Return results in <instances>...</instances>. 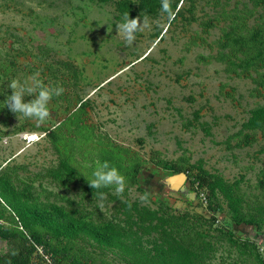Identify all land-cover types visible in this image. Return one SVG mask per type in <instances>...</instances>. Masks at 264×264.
Masks as SVG:
<instances>
[{"label": "rangeland", "instance_id": "rangeland-1", "mask_svg": "<svg viewBox=\"0 0 264 264\" xmlns=\"http://www.w3.org/2000/svg\"><path fill=\"white\" fill-rule=\"evenodd\" d=\"M171 6L173 19L161 0H0V176L39 207L95 224L126 200L174 214L182 242H209L202 264H264V123L245 126L264 106V0ZM124 13L151 25L131 46L116 26ZM36 73L64 89L44 123L4 104L12 79ZM104 161L126 179L123 201L88 183ZM94 192L105 193L102 209ZM18 224L0 200V226ZM32 231L54 264H133L78 236Z\"/></svg>", "mask_w": 264, "mask_h": 264}, {"label": "trees", "instance_id": "trees-1", "mask_svg": "<svg viewBox=\"0 0 264 264\" xmlns=\"http://www.w3.org/2000/svg\"><path fill=\"white\" fill-rule=\"evenodd\" d=\"M263 123L264 106L251 111L245 126L255 128ZM210 185L211 189L217 188L229 200L232 199L230 188L219 179ZM0 200L16 214L20 229L6 233V227L0 226V238L6 242L0 250V264H33L35 245L42 244L34 240L36 234L32 231V224L40 225L56 236H78L133 264H202L206 249L211 247L209 242L199 248L190 242H182L179 238L182 224L174 214L151 209L135 201H124L117 218L95 224L64 210L39 207L1 176Z\"/></svg>", "mask_w": 264, "mask_h": 264}, {"label": "clouds", "instance_id": "clouds-1", "mask_svg": "<svg viewBox=\"0 0 264 264\" xmlns=\"http://www.w3.org/2000/svg\"><path fill=\"white\" fill-rule=\"evenodd\" d=\"M178 11V9H177ZM161 12L167 14L169 19H173L176 12L173 11L171 0H161ZM118 35L125 41L127 46H131L136 39V33L143 32L145 29L151 27L149 18L143 15V22L140 17L130 18L129 13H124L121 21L116 24ZM39 73L30 77V80L20 82L12 79L8 87L13 90V94L8 96L4 101L5 107H8L13 113L20 115L27 119H34L39 123H44L50 117L48 105L53 97H59L63 94L62 87L46 86L39 78ZM35 95V99L25 102V96ZM89 185L94 190L102 188H114L115 194L123 201V194L126 187V179L119 172V170L110 165L109 162H97V165L92 173ZM106 196L103 192H94V199L98 200V207L103 208V201ZM141 202H147V194L141 195ZM131 207V204L128 205ZM261 255H264V247H260Z\"/></svg>", "mask_w": 264, "mask_h": 264}, {"label": "built area", "instance_id": "built-area-1", "mask_svg": "<svg viewBox=\"0 0 264 264\" xmlns=\"http://www.w3.org/2000/svg\"><path fill=\"white\" fill-rule=\"evenodd\" d=\"M203 195V194H202ZM204 199L205 196H203ZM35 254H37L40 258H43L46 262L50 263L51 262V257L49 254H47L45 251H44V248L42 245H35Z\"/></svg>", "mask_w": 264, "mask_h": 264}, {"label": "snow or ice", "instance_id": "snow-or-ice-1", "mask_svg": "<svg viewBox=\"0 0 264 264\" xmlns=\"http://www.w3.org/2000/svg\"><path fill=\"white\" fill-rule=\"evenodd\" d=\"M34 139V138H33Z\"/></svg>", "mask_w": 264, "mask_h": 264}]
</instances>
